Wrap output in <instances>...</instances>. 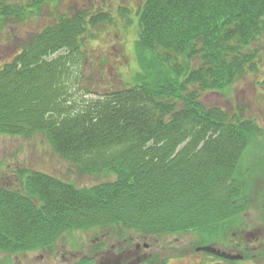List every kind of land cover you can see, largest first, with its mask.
Listing matches in <instances>:
<instances>
[{"label": "trees", "instance_id": "16d2710c", "mask_svg": "<svg viewBox=\"0 0 264 264\" xmlns=\"http://www.w3.org/2000/svg\"><path fill=\"white\" fill-rule=\"evenodd\" d=\"M10 1L0 0V27L56 0ZM110 17L60 15L0 61V135L42 134L83 173L114 177L78 188L18 172L22 192L0 184L1 252L75 229H208L216 212L241 209L250 194L238 166L261 129L202 98L226 95L258 72L264 0H145L136 41L142 71L132 85L86 91L79 103L73 90L87 79L90 31Z\"/></svg>", "mask_w": 264, "mask_h": 264}, {"label": "rangeland", "instance_id": "374dc122", "mask_svg": "<svg viewBox=\"0 0 264 264\" xmlns=\"http://www.w3.org/2000/svg\"><path fill=\"white\" fill-rule=\"evenodd\" d=\"M32 1L11 0L10 3L28 7ZM144 3L145 0H56L47 2L38 15H31L24 20L10 19L8 23L0 27V61H7L10 50H14L16 46L20 48L21 43L28 42L31 36L52 26L60 15L71 17L86 13L90 18L105 12L111 15L110 20L100 23L90 31L91 38L86 52L85 75L87 79L83 82L79 81V85L75 91L73 90L72 99L80 103L86 96V91L104 93L106 90L119 89L126 84L132 85L137 74L142 71L137 57L136 41L139 35V11ZM260 47V50L264 51V42L260 44ZM263 79L264 53L257 73L247 75L226 95L208 94L202 98L206 107L222 108L232 115L236 114L243 119L254 121L260 127L261 133L257 143L246 154L237 172V176H242V181L249 182L251 194L258 196L264 194ZM20 171L21 175L24 171L44 173L78 188H91L114 181V177L106 175L85 174L80 168L66 162L55 153L42 134L29 139L0 135V184L11 190L22 192V180L18 176ZM254 195L252 198L254 202L250 200V209L258 212L262 207L258 200L254 199L258 196ZM247 205V202H244L240 205L241 209H245ZM256 216L253 214L252 219L258 221ZM116 228L133 229L122 226L114 229ZM135 230L138 235L146 234L150 230H155V233L163 231L148 227H137ZM171 233L177 234L178 232ZM190 236L189 234L183 236L182 240L185 242Z\"/></svg>", "mask_w": 264, "mask_h": 264}, {"label": "flooded vegetation", "instance_id": "af4514ba", "mask_svg": "<svg viewBox=\"0 0 264 264\" xmlns=\"http://www.w3.org/2000/svg\"><path fill=\"white\" fill-rule=\"evenodd\" d=\"M249 192L241 197L245 209L216 212L207 231L138 235L135 228L75 229L19 253L0 251V264H264V194H251V187ZM253 195L262 207L258 212L250 209Z\"/></svg>", "mask_w": 264, "mask_h": 264}]
</instances>
